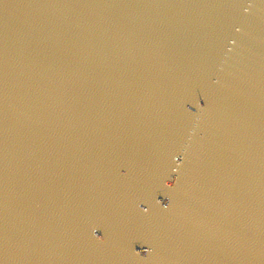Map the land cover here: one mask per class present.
I'll return each instance as SVG.
<instances>
[{
  "label": "water",
  "instance_id": "1",
  "mask_svg": "<svg viewBox=\"0 0 264 264\" xmlns=\"http://www.w3.org/2000/svg\"><path fill=\"white\" fill-rule=\"evenodd\" d=\"M0 264H264V0H0Z\"/></svg>",
  "mask_w": 264,
  "mask_h": 264
},
{
  "label": "snow or ice",
  "instance_id": "2",
  "mask_svg": "<svg viewBox=\"0 0 264 264\" xmlns=\"http://www.w3.org/2000/svg\"><path fill=\"white\" fill-rule=\"evenodd\" d=\"M169 188H171L173 185H171V184H168L167 185ZM143 211H145V212H147L148 211V209L147 208H145V209H143ZM98 240L100 239V236L99 237H96ZM145 256L147 255V250H145ZM137 255H139L138 253H137Z\"/></svg>",
  "mask_w": 264,
  "mask_h": 264
}]
</instances>
